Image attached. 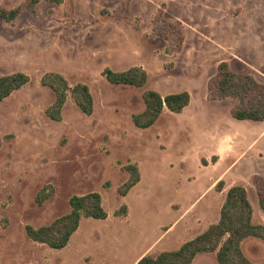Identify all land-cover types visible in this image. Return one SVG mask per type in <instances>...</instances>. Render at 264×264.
Returning a JSON list of instances; mask_svg holds the SVG:
<instances>
[{
  "label": "rangeland",
  "instance_id": "obj_1",
  "mask_svg": "<svg viewBox=\"0 0 264 264\" xmlns=\"http://www.w3.org/2000/svg\"><path fill=\"white\" fill-rule=\"evenodd\" d=\"M25 0H0L6 9ZM162 29L168 40L153 34ZM226 62L264 84V0H39L12 21L0 18V75L29 80L0 100V264H133L178 248L219 217L227 188L240 184L261 223L253 176H264V120L229 115L231 98L208 99L207 82ZM141 67L142 86L108 82L103 70ZM48 72L69 87L85 84L86 114L70 89L58 120L45 114ZM188 91L180 112L167 109L147 128L132 114L142 94ZM136 166L139 180L119 189ZM96 191L107 216L82 217L66 245L28 237L25 226L50 224L69 197ZM243 254L264 262V241L246 237ZM191 264H217L214 252Z\"/></svg>",
  "mask_w": 264,
  "mask_h": 264
},
{
  "label": "trees",
  "instance_id": "obj_2",
  "mask_svg": "<svg viewBox=\"0 0 264 264\" xmlns=\"http://www.w3.org/2000/svg\"><path fill=\"white\" fill-rule=\"evenodd\" d=\"M46 1L59 3L61 0ZM38 2L39 0H25L22 5L10 9L0 5V18L12 21L21 9L33 11L34 5ZM164 31L155 29L152 32L154 35H163L168 40L169 47L176 43L175 47L168 50H179L183 40L182 35L172 40ZM260 70L264 73V64ZM103 75L110 83L132 86H142L147 79L146 72L138 66H131L122 71L105 68ZM28 80V75L21 71L0 75V100ZM40 83L48 86L54 94L53 102L45 109V114L51 119L60 118L68 89L80 110L86 114L91 112L92 96L85 84L77 83L69 87L64 77L56 72L43 74ZM206 96L208 99L231 98L234 102L229 107V115L234 119L264 120V84L257 82L247 73L231 71L224 61L217 65L215 75L208 79ZM142 100L144 109L132 114L131 118L138 128H147L155 122L163 109L174 113L180 112L188 105L190 95L186 90L160 95L157 91L149 89L143 92ZM126 168L129 177L119 189L122 195L139 180L136 166L127 165ZM253 183L258 206L264 219V176L255 174ZM68 203L69 211L56 217L50 224L38 228L26 225L25 231L28 237L51 248L59 249L66 245L82 217L104 219L107 216L101 197L96 191L71 195ZM246 237L264 241V222L252 221V205L247 190L240 184H234L227 188L220 205L219 217L215 222L184 241L178 248L160 251L154 255H142L134 264H191L198 253L207 252H214L217 264H264V262H252L243 254L241 241Z\"/></svg>",
  "mask_w": 264,
  "mask_h": 264
},
{
  "label": "crops",
  "instance_id": "obj_3",
  "mask_svg": "<svg viewBox=\"0 0 264 264\" xmlns=\"http://www.w3.org/2000/svg\"><path fill=\"white\" fill-rule=\"evenodd\" d=\"M260 222L263 223V222H264V219H261ZM138 258H139V257H138ZM138 258H137V259H138ZM137 259H136V260H137ZM136 260H135V261H136ZM133 264H134V263H133Z\"/></svg>",
  "mask_w": 264,
  "mask_h": 264
}]
</instances>
